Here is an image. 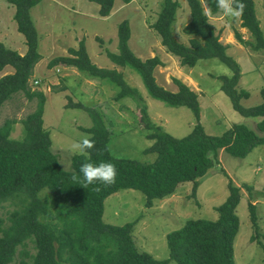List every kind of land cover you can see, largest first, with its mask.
Masks as SVG:
<instances>
[{
  "label": "trees",
  "instance_id": "16d2710c",
  "mask_svg": "<svg viewBox=\"0 0 264 264\" xmlns=\"http://www.w3.org/2000/svg\"><path fill=\"white\" fill-rule=\"evenodd\" d=\"M41 1L8 0L16 10L13 19L26 40L27 53L21 55L0 42V73L7 67L14 69L13 73L0 78V109L21 92L30 100L39 99L38 109L22 122L25 129L22 140L11 138V122L0 128V264L14 263L18 254L24 256L19 264H237L235 241L241 226L237 209L242 193L231 180L226 201L214 207L218 213L216 220L190 219L181 229L166 236L170 257L165 260L139 251L133 236L134 223L113 226L103 221L106 200L120 190L141 191L146 196L147 208L155 206L157 200L174 196L185 183L193 184L192 195L196 197L201 181L219 166L221 152L244 159L264 146V87L260 90L262 102L259 105L249 108L241 105L242 99L250 97L249 91L240 88L241 67L228 54V46L220 41L215 27L209 24L210 18L204 14L205 6L211 16L220 12L216 0H205V6L202 0H187L191 21L183 32L191 37L188 45L179 42L174 35L180 8L177 0L163 1L152 28L166 52L177 58L182 67L194 68L200 61L209 59L223 62L232 75L213 77L221 82V89L231 99L235 111L247 119H257L256 129L248 124H235L221 136L209 135L202 124L199 94L177 78H173L176 92L160 86L155 70L163 63L158 57L142 60L135 55L129 45L130 23L124 20L118 25L119 52L106 51L109 60L138 74L153 99L171 108L192 111L196 124L183 138H176L155 124L139 91L131 87L119 71L98 67L91 60L85 41L81 40L78 49L70 48L69 56L54 58L48 67H74L88 78L100 79L119 89L116 101L130 98L142 104L139 124L147 131L146 139L153 142L144 153L157 156L148 163L114 155L109 148L112 131L98 108L69 101L66 108L85 110L91 117L92 126L81 129L95 142L94 149L72 157L71 170L63 169L59 155L52 151L51 135L44 121L46 95L29 87L35 67L42 59L39 34L31 17V10ZM92 1L99 6L98 15L108 18L117 0ZM123 1L128 4L132 0ZM242 2L246 7L240 26L249 31L252 40H245L239 32L235 33L236 40L253 52H263L264 31L255 1ZM98 41L103 43L100 38ZM34 83L39 85L40 82ZM101 162L115 165V183L105 187L97 182L85 189L80 185L83 182L81 165ZM9 202L16 208L5 220L1 210ZM255 206L249 204L251 242L264 250ZM28 244L33 245L34 253L26 250Z\"/></svg>",
  "mask_w": 264,
  "mask_h": 264
},
{
  "label": "rangeland",
  "instance_id": "374dc122",
  "mask_svg": "<svg viewBox=\"0 0 264 264\" xmlns=\"http://www.w3.org/2000/svg\"><path fill=\"white\" fill-rule=\"evenodd\" d=\"M163 1L132 0L126 4L123 0H117L108 18L98 15L99 6L92 0H42L31 10L39 34L42 59L35 67L29 87L31 91H42L46 95L45 127L51 135L52 151L59 155L63 169L71 170L72 157L84 153L73 151L71 145L85 137L89 138L81 128L92 126L91 117L85 110L66 108L71 103L69 101L98 108L112 131L109 148L114 155L148 163L157 156L155 153H144L153 142L146 139L147 131L139 124L142 104L130 98L116 101L119 89L100 79L88 78L74 67H48L54 58L69 56L70 48L78 49L81 40L85 41L88 54L98 67L119 71L127 83L139 91L155 124L176 138L187 136L196 124L192 111L171 108L153 99L138 74L130 68H120L109 60L106 51L119 52L118 25L124 20L130 23L132 35L129 45L135 55L142 60L158 57L163 63L155 70L160 86L176 92L178 89L173 78H177L199 94L202 124L209 135L221 136L235 124H248L256 129L254 122L257 119H247L235 111L231 99L221 89V82L213 77L232 75L223 62L209 59L200 61L194 68H185L177 58L166 52L161 38L152 28ZM177 1L180 8L174 35L179 42L188 45L191 37L185 35L183 29L191 21V13L187 0ZM254 1L264 31V0ZM202 2L205 6V0ZM15 11L8 0H0V42L25 55L28 48L13 19ZM210 22L220 36V41L228 46V54L241 67L243 76L240 88L250 92V97L242 99L241 105L247 108L259 105L262 102L260 90L264 87V51L253 52L241 45L235 33H241L245 40H252L249 31L241 28V21L235 22L221 10L210 17ZM10 72L14 70H4L0 77ZM36 80L40 82L39 85L34 83ZM38 104V98L30 100L23 92L14 95L0 109V128L11 122V138L22 140L25 136L22 122L38 109ZM219 159V166L209 171L201 181L196 197L192 195L193 184L185 183L174 196L163 201L157 200L155 206L147 208L144 193L123 189L106 200L104 223L113 226L134 223L133 236L139 251L149 253L158 260L168 259L170 252L166 236L181 229L190 219L216 220L218 213L214 207L226 201L231 180L241 188L242 193L237 209L241 226L235 241L236 263L264 264L263 248L251 242L253 228L249 212V204H255L261 228L260 241L264 243V146L244 159L231 157L224 152L220 153ZM15 208L10 202L6 203L1 210L2 217L6 220ZM26 250L35 252L32 244H28ZM22 258L24 256L18 254L12 264H19Z\"/></svg>",
  "mask_w": 264,
  "mask_h": 264
},
{
  "label": "clouds",
  "instance_id": "9594fccd",
  "mask_svg": "<svg viewBox=\"0 0 264 264\" xmlns=\"http://www.w3.org/2000/svg\"><path fill=\"white\" fill-rule=\"evenodd\" d=\"M216 5L225 16L231 17L235 22L240 21L246 7V4L243 3L242 0H216ZM204 14L209 18L211 17V12L207 8H205ZM209 24H211L210 20ZM71 147L73 151L84 152L94 149L95 142L85 137L81 141L74 142ZM79 171L83 175V182L80 185L85 189H87L89 185L97 184V182L107 187L111 186L116 181L117 171L115 165L109 162H101L98 165L83 163ZM73 179L76 180L77 178L74 176ZM99 190L100 188L97 187L96 191Z\"/></svg>",
  "mask_w": 264,
  "mask_h": 264
},
{
  "label": "crops",
  "instance_id": "0c3cea01",
  "mask_svg": "<svg viewBox=\"0 0 264 264\" xmlns=\"http://www.w3.org/2000/svg\"><path fill=\"white\" fill-rule=\"evenodd\" d=\"M11 69H13V68H11V67H7L5 70H7V72H8V71H10ZM13 70H14V69H13ZM11 73H12V72H10V73H6V74H11ZM6 74H4V75H6ZM4 75H2V76H4ZM2 76H1V77H2ZM1 77H0V78H1Z\"/></svg>",
  "mask_w": 264,
  "mask_h": 264
}]
</instances>
